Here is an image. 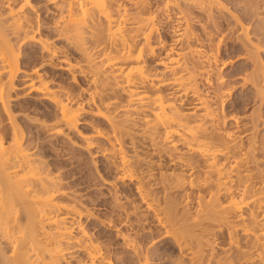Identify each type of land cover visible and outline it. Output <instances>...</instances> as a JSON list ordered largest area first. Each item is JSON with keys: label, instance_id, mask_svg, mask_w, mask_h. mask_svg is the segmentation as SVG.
Instances as JSON below:
<instances>
[{"label": "rangeland", "instance_id": "1", "mask_svg": "<svg viewBox=\"0 0 264 264\" xmlns=\"http://www.w3.org/2000/svg\"><path fill=\"white\" fill-rule=\"evenodd\" d=\"M69 1H29V7H25L26 16L43 24V35L46 36L44 38L50 40L47 39L50 46L57 49V54L43 51L38 44L23 40L20 34H10V44L19 54V71L12 84L8 74L3 72V82L7 84L5 95L6 91L9 93L5 100L8 111L22 127L25 137L29 138L30 147L33 148L31 152L33 151L40 167H44L40 169H44V174L50 172L52 177H56L60 182L59 187L64 189L66 195L58 194L57 199L78 204L84 214L77 216L76 222L82 224V228L89 232L96 244L108 250L114 264H263L257 256L261 251L259 248L263 247L255 241L258 243L256 247L249 236L254 232V237L256 231L264 229V226L261 227L264 224V207L262 206L263 211L260 207L259 210L256 209L258 206L252 205L254 201L248 204L247 198L251 200L259 195L258 197L264 199L260 196L264 194V0H204V3L198 2L201 8L196 0H179L180 6L176 8H181L189 19L187 21L189 27L191 25V31L202 38L203 47H200L217 57L210 66L204 64L205 68L197 75V84L199 91L206 96L205 99H208L214 109L217 125L214 128L218 129L215 130V135L219 138H227L224 136L225 132L234 135L227 139L229 152H232L229 153L231 160H239L235 159L237 164L234 162L238 168H234L237 170H234L232 184L235 193L238 192L236 196L242 194L248 202L247 207L244 205L242 208L246 217L245 224L242 223L244 221L236 222L235 219L234 222L232 215L222 216L221 213L224 215L225 212H220L219 207H216V200H212L216 201V206L213 205L211 194L215 190L213 187H206L212 185L204 183L207 177H201L204 182L196 177L204 175L200 170L202 166L199 165H203V161H196L201 168L193 162L199 173L195 175L196 180L188 177L190 174L186 175L187 171L182 172L184 168L181 170L182 167L175 166L178 161L173 165L176 162L172 160L174 163L171 164L170 157H180L171 156L172 154L180 152L178 154L185 155L181 153L185 151L184 146L176 141L177 144L173 147L175 137L168 141L170 143L166 142L163 129V133L160 132L161 129H153L151 136L146 121L151 114L138 106H129L128 97L121 89L116 88L113 78H105L104 74L97 78L93 71L95 67L92 70L86 62L85 51L75 48V44H71L66 35L59 36L57 29H54L55 21L60 16L57 7L66 6ZM151 1L152 11L157 13L155 21H158L151 44L161 40L163 47L157 46L156 42L155 47L152 44L154 53L147 55L146 67L163 77L164 69L158 62L169 47L177 44L174 42L175 38L173 40L175 34L172 33L175 23L167 20L166 12L161 10L165 0ZM15 2L21 6L24 0ZM2 5L0 3V21L7 23L8 9ZM86 33V43L93 40L90 37L97 39ZM138 41L144 40L139 37ZM90 44L94 43H88L87 53L93 55L94 51L96 53L99 50L91 48L93 46ZM62 58L77 71L72 73L66 70L65 64L60 61ZM98 66L101 68L102 64L98 63ZM30 72L33 76H36V72L41 74L60 99L77 113L75 127H67L59 122L56 104L43 99L37 91L30 90L27 79L24 78ZM35 83L38 81L35 80ZM105 83L109 86L108 90L104 89ZM107 97L113 103L116 100L113 106L117 108L105 110L103 105L109 101ZM191 98L193 99L192 96L187 98L190 99L188 102ZM185 105L184 108L187 109L189 104L188 107ZM105 111L108 114H105L106 118ZM231 117H237L234 120H240L247 127H241L240 124L243 129L238 130L234 121L230 120ZM111 120L119 123V129L115 132ZM7 121L9 122L5 118L6 126L9 124ZM55 128L61 129L59 135L51 133ZM169 146L177 147L178 151L173 148L170 150ZM119 147H122L121 152L130 160L128 169L120 165ZM167 152H171V155L168 156ZM191 155L189 157H193L192 160L199 158ZM123 171L135 173L139 178L137 180L144 179L145 183L141 181L142 185L145 184L142 188L155 200L154 206L161 212V221L155 217L154 211L147 210L142 201L137 190L141 182L139 184L135 179L137 177L132 181L128 177L123 180ZM148 173L153 175V180H148ZM191 178L195 185L189 183ZM197 179L202 181V185H206V189L196 182ZM208 202L218 209L210 208ZM210 210H213L212 213ZM253 210L255 217L258 216L256 219L259 218L253 223L258 228L256 231H252L254 227L251 230L250 227L254 225H251L253 221L248 217ZM214 212L219 213L221 219L219 215H213ZM226 214L229 215V212ZM229 217L233 222H230ZM229 222L236 227L226 225ZM242 224L243 228L247 226L250 229V233L244 234ZM71 231L73 240L64 245L66 249L62 260L66 264H79L78 262L88 258L85 252L76 249L75 238L80 235L78 229L73 228ZM0 251H5L8 255L10 246L0 240ZM1 258L0 255V264H6ZM146 258L149 261L146 262Z\"/></svg>", "mask_w": 264, "mask_h": 264}, {"label": "bare ground", "instance_id": "2", "mask_svg": "<svg viewBox=\"0 0 264 264\" xmlns=\"http://www.w3.org/2000/svg\"><path fill=\"white\" fill-rule=\"evenodd\" d=\"M1 1L0 3H3L5 8L8 9L7 16H9V19L7 18V23L1 22L2 20L0 21V240L8 244L11 250L7 251L10 253L8 255L5 251H0L1 253L3 252L0 254L1 260L7 262L6 264H66L62 260L63 252L66 249L64 245L73 240L71 230L77 228L80 235L75 238V242L77 243L76 249L80 252H85L88 258V260L78 262L79 264H114L108 250L96 244L95 240L89 236V232L82 228V224L76 222L77 216L81 217L84 214L83 210L78 208V204H74L72 201L70 202L73 204L65 203L57 199L56 195L64 194V189L59 187L60 182L57 181L58 179L56 180V177H52L50 172H45L44 174V169H40L44 167H40L41 165L35 159L33 151L31 152L33 148L30 147L29 138L25 137V132L21 129L22 127L19 126L20 124L12 118L13 116L8 111V105L5 103V100L8 98L6 96L9 93L6 91L7 95H5L7 84L3 82V79H5L3 78V72L8 74V78L11 79L10 84H12L14 77H16L19 71V54L13 50L9 35L20 34L23 40L38 44L47 53L56 55L57 49H53L48 42L49 39L44 38L46 36L43 35V24L36 23L26 16L25 7H29L30 0H24L21 6L16 4L18 2H15L16 0ZM196 1L197 3L205 2L204 0ZM210 1L208 0L207 2ZM151 2V0H70L66 3V6L58 5L57 10L60 12V16L55 21L56 28L54 29H57L59 36L66 35L65 37L69 39L67 40H71V44L72 42L75 44V48L77 47V49L80 48L85 51L86 57H84L86 62L89 63L92 70L95 67L93 71L97 78H100L102 74H104L105 78H110L111 76L115 86H117L116 88L121 89L128 97L127 103L129 106L130 104L138 106L144 112L151 114L146 119L147 130L150 131L151 136L153 129L158 131L161 129L160 132L162 133L164 130L163 137L167 140L166 142L171 141L175 137L176 139L174 138L175 141L172 142V146H176V141L184 146L186 152L181 153L185 155L178 154L180 152L171 155L172 151L169 152L170 154L167 152L168 156L180 155L178 158L171 159L170 157L169 161L171 160V164L176 162L173 164L175 165L178 161L179 165L175 166L182 167H179L181 170L184 168L185 171L183 170L182 172L187 171L186 175L189 173L188 177H194L195 179V175L199 173L195 166L196 164L193 162L198 165V160L201 159L203 161V165H199L203 169H200L201 173L206 176L201 174L202 176L198 177L199 175H197L196 177L203 179V182L205 180L201 177H207L204 183L207 185L211 184L212 186L202 185V181L199 182L200 179H197L198 181L196 182H199L204 187L206 186L207 189L213 187L212 189L215 190L214 193H209L212 195L211 202H214L212 200H216L217 202H215L218 206L215 205V202L214 204L208 202L211 205L210 208H214L213 205H215L219 207L220 212H229V215L221 213L222 216L232 215L233 221L234 219L236 222L244 221L242 223L245 224L246 217L243 215L245 214L244 211L242 212L244 205L247 207L251 201H254V204H251L257 205L258 207L256 206L257 208H255L258 209L260 207L259 209L263 211L264 199L258 197L259 195L257 196L258 198L252 197L251 200L249 198H247L248 200L245 199L246 196L244 198L242 194L239 197L236 196L238 192L235 193L232 183L235 177L234 168H238L236 164L239 160L236 158H232L231 160L229 153L232 152H229L230 145L227 142V139L232 137L233 134L225 132L224 136L227 138L223 136V138H219V136L215 135L214 132L218 129H215L217 125L215 124L214 109L213 107L211 108L212 105L208 99H205L206 96L204 97L199 91L197 84V75L201 73L199 72L201 69L205 68L204 64L210 66L217 57L214 53L200 47L203 43L202 38L196 32L191 31V25L189 27V21H187L188 17L186 18V14L180 10L181 8L176 10L180 6L179 0H165L161 10L163 13L166 12L165 18L167 20L175 23L172 27V33L175 34L173 40L175 38L174 42L177 44H175L176 46L172 45L175 47H169L164 57L160 60L158 59V64L162 65L164 69L163 77L149 70L146 67L147 55L154 53L156 43L157 46L163 47L161 40L155 41L156 43L153 42L154 47L151 44L152 38L155 37L154 33L156 31V23L158 22L155 21V14L157 13L153 12V4ZM200 5L198 6L201 8ZM15 6L18 7L16 8ZM158 9L160 8L158 7ZM86 32L97 38L95 41L93 37H90L94 41L89 40L88 42L94 43L93 45L90 44L93 46L91 48L95 47V49L99 50L95 53L92 49L94 51L93 55L87 53L88 50L86 48L89 45L86 43V39H84L86 37L85 34H87ZM139 37L144 41H138ZM97 60L100 61L97 62ZM60 61L65 64L64 68L66 70L68 69L72 73L77 71L70 63H66V59L62 58ZM98 63L99 65L102 64L101 68L98 66ZM103 66L106 70H102V68L105 69ZM36 73V76H33L34 74L30 72L26 74L27 77H24L27 79L30 90L37 91L43 99L56 104L59 110V122H62L67 127H75L78 121L77 113L60 99L59 95L50 87L41 74ZM100 74L101 76H99ZM35 80L38 83H35ZM103 86L104 89L106 88L105 90L109 89L107 83L103 84ZM190 96L193 99L191 98L189 103L188 100L190 99L187 98H190ZM108 97L107 100L109 101L103 105L106 108L105 110L109 111L113 107L117 108V106H113L116 100L113 103ZM186 103L189 104V107ZM184 105L188 108L185 109ZM5 118L9 120V122L7 121L9 123L8 126L4 125ZM231 118L230 120L234 121L237 129H243L241 127L245 125L242 124L239 118L237 120L241 123L234 120L237 117ZM108 119L110 120L109 117ZM111 122L113 123L115 132L119 129L117 125L119 123L116 124L112 120ZM217 132L216 134H218ZM51 133L59 135L61 129L55 128ZM169 147L170 150L173 148ZM119 148L120 165L128 169L130 168L128 166L130 160L124 152H121L122 147ZM173 149L178 151L176 150L177 147ZM161 153L163 155V152ZM191 154L199 158L192 160L191 158L193 157H189ZM235 159L238 161L236 162ZM230 160L233 163L236 162V164H233ZM242 161L243 158L240 163ZM242 163L240 164L241 166ZM200 166L199 168H201ZM127 177L132 181L137 175L126 171L121 178L125 179ZM146 177L150 181L153 175L148 173ZM194 179L191 178L190 180L192 181H189V183H192ZM137 181L140 184L144 179L142 180L141 178V181ZM142 182L139 187L137 186L138 193L147 210L154 211L155 217L161 221V212L158 210L159 208L156 209L157 207L154 206L156 203L153 197L150 196V193H147L146 189H143L144 187L142 188L145 185H142ZM202 186L200 187L199 185L204 190ZM199 187L197 188L200 189ZM212 189H210L211 192L213 191ZM209 193L207 194L209 195ZM257 193L259 194L260 191L258 190ZM254 195L256 196L257 194L255 193ZM260 196L264 197V194H260ZM216 207L214 209H218ZM212 211L210 210V213ZM255 211L258 213L257 210ZM252 212L253 214L255 213L254 210ZM252 212L248 214V217H251L250 221H253L251 225H254V222L259 218L256 219L258 216L255 217V214L253 215ZM214 214L220 217L219 213L214 212ZM231 218L229 217V220L233 222ZM225 219L223 218V221ZM230 222L226 225H230ZM261 222L260 225L262 224ZM244 224L241 225V228H243ZM248 226L250 227V225ZM252 227H254L253 230ZM255 227L254 225L250 228L252 231L258 230ZM242 230H244V234L250 233V229L247 226H244ZM253 233L249 237L256 239L253 240L251 238L250 240L257 241L263 247L259 248L258 245L261 251L257 254L260 257L257 259L261 260L260 262H264V229L260 228L259 232L256 231L254 237L252 236ZM257 242L253 243L256 244V247ZM147 261H149L148 258H146Z\"/></svg>", "mask_w": 264, "mask_h": 264}]
</instances>
